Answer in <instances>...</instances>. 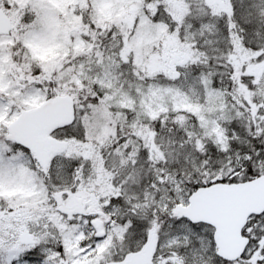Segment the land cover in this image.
Masks as SVG:
<instances>
[{"label": "snow or ice", "instance_id": "obj_1", "mask_svg": "<svg viewBox=\"0 0 264 264\" xmlns=\"http://www.w3.org/2000/svg\"><path fill=\"white\" fill-rule=\"evenodd\" d=\"M0 264H264V0H0Z\"/></svg>", "mask_w": 264, "mask_h": 264}]
</instances>
